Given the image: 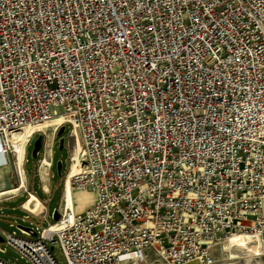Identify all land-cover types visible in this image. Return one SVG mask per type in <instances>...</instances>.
Returning a JSON list of instances; mask_svg holds the SVG:
<instances>
[{"label":"built area","instance_id":"built-area-1","mask_svg":"<svg viewBox=\"0 0 264 264\" xmlns=\"http://www.w3.org/2000/svg\"><path fill=\"white\" fill-rule=\"evenodd\" d=\"M53 119L19 167L40 135L47 194L63 127L58 219L0 231L31 264H59L53 244L64 264H213L232 236L263 239L264 0H0V166Z\"/></svg>","mask_w":264,"mask_h":264},{"label":"rangeland","instance_id":"rangeland-1","mask_svg":"<svg viewBox=\"0 0 264 264\" xmlns=\"http://www.w3.org/2000/svg\"><path fill=\"white\" fill-rule=\"evenodd\" d=\"M66 131H63V134L61 137L64 139ZM56 134V132H55ZM38 135H35L28 148L26 153V162L24 164V172L26 174L25 179H27L29 187H31V190L29 193H32V195L37 198L40 203L46 208L47 210V217L46 218H40L37 219L32 216H27L23 211H21L18 206L21 204L25 199L28 197L25 196L24 191L17 196L16 198L6 202L4 205L0 206V231H4L5 233H15V235L20 237H25L22 235L19 230L16 228L17 226L26 227L34 231L36 234L39 232L41 228L46 227L48 224H52L53 220L51 219V214L54 210L57 209V206L59 205L60 201V195H61V189H62V180L66 171L67 166V152L65 147L63 146L61 150L57 149V143L58 139H55L54 146H53V154H52V162L53 166L50 170L51 178L49 179V182L47 184L48 187V193L44 194L40 191L39 183L37 182L35 175H34V168H35V160L31 158L30 151L32 147L33 141L36 139ZM60 162L61 164V170L60 175L58 176L55 171V163ZM13 170V168H12ZM13 172V173H12ZM16 171H11V176L13 177V180L11 181H17V185L15 187H3L4 190H1L0 192H4L10 189H15L18 186V178L17 174L14 173ZM16 178L14 177V175ZM24 179V184L26 180ZM25 190V188H24ZM26 191V190H25ZM31 191V192H30ZM81 194H73V203L75 206L76 212H82L85 210V206L83 203H81L82 199L80 198ZM82 195L84 198H90L91 195L86 192H82ZM93 201L91 200V202ZM90 205V204H89ZM25 217L27 219H25ZM28 239H35V237L28 236L26 237ZM250 240L243 239V244H241L239 247H231L229 251V256L226 259H223L220 257L218 253L217 247L213 248L211 250V255L216 256L217 261L213 264H264V254L252 257L254 249L249 248L250 247ZM263 245H264V237H263ZM261 243V244H262ZM53 247L51 253L55 260L59 264H64L62 253L60 252V249L57 244L51 245ZM0 248L4 249V253H0V258L10 262L11 264H31L25 257L20 256V254L13 251L11 248L7 247L4 243H0ZM246 257H250L245 259ZM195 264V263H194Z\"/></svg>","mask_w":264,"mask_h":264},{"label":"bare ground","instance_id":"bare-ground-1","mask_svg":"<svg viewBox=\"0 0 264 264\" xmlns=\"http://www.w3.org/2000/svg\"><path fill=\"white\" fill-rule=\"evenodd\" d=\"M60 124H61L60 119H53L52 121L45 123L44 125L29 127L26 130H24L20 135H16L12 138L11 145L13 147L14 157H15L16 165H17V168H16L17 173L16 174L18 176L19 183L21 185H24V178H23L22 170L20 169L19 166H20V162H21L22 148H23L25 138L30 133H32L33 131H52V130H54L55 127L57 128ZM65 185H66V187H65ZM65 185H64L65 191H63V199H65V205H66V208H68L69 201L73 200V196L69 192L67 182L65 183ZM22 188L23 187H17L15 189L13 188V189H10V190L4 191V192H0V199L6 198L10 195H15V194L19 193V191H21L20 189H22ZM25 203H26V204H24L25 206L23 205V207L25 208V211H28L31 214H34L35 211H37V214L40 213L42 207H41L40 203L38 202V200L36 198H34L32 195H30V197H28V200ZM263 224H264V208H263ZM243 239H245L247 241L250 240L249 241L250 242L249 248L254 249L252 257L264 254V245L262 243L263 239L261 236L249 235V234H240V235L232 236L227 241V244L224 245L223 259L228 258L229 254H230L229 251H230L231 247L235 248V247H239L241 244H243ZM247 258H250V257H246L245 259H247ZM194 263L197 264L194 261L185 262L183 264H194Z\"/></svg>","mask_w":264,"mask_h":264},{"label":"crops","instance_id":"crops-1","mask_svg":"<svg viewBox=\"0 0 264 264\" xmlns=\"http://www.w3.org/2000/svg\"><path fill=\"white\" fill-rule=\"evenodd\" d=\"M56 128V127H55ZM54 128V129H55ZM11 171H13L12 170V166H11V164H5V165H3V166H0V191L1 190H4L3 189V187H15L16 185H17V181H11V179L13 180V177L11 176ZM15 173H17V169L15 168ZM13 173V172H12ZM14 175V174H13ZM14 177L16 178V176L14 175ZM17 178H18V176H17ZM17 178H16V180H17ZM19 180V179H18ZM26 180V182H25V184L24 185H21L20 183H19V181H18V186L17 187H23V188H25V193H29V191H27L28 189L29 190H31V187H29V184H28V181H27V179H25ZM65 187H66V185H65ZM20 189L21 191H19V193H17V194H15V195H10V196H8V197H6V198H2V199H0V206H2V205H4L6 202H8V201H10V200H12V199H14V198H16L17 196H19L22 192H23V190L24 189ZM41 191V190H40ZM65 191V190H64ZM31 192V191H30ZM42 192V191H41ZM43 193V192H42ZM30 195H32V193H29ZM73 194H81L80 195V198L82 199V201H81V203H83V205L85 206V210L84 211H86V210H88L91 206H92V203H89V202H91V200L93 201V197L91 196L90 198H84V196L82 195V192H79V191H77V192H73L72 193V196H73ZM25 196L27 197V195L25 194ZM33 196V195H32ZM34 197V196H33ZM35 198V197H34ZM71 198V197H70ZM37 199V198H36ZM28 200V198L26 199V201ZM38 200V199H37ZM25 201V202H26ZM39 201V200H38ZM23 203L22 204V209H24L25 210V208L23 207V205L24 204H26V203ZM71 202H72V207H73V211L75 212V213H82V212H84V211H82V212H76L75 211V206H74V203H73V200H71ZM90 204V205H89ZM21 204H19V206H18V208L21 210ZM25 206V205H24ZM22 211V210H21ZM24 212V211H23ZM25 213V212H24ZM26 214V213H25ZM34 214H37V211H35L34 212ZM27 215V214H26ZM28 216V215H27Z\"/></svg>","mask_w":264,"mask_h":264},{"label":"water","instance_id":"water-1","mask_svg":"<svg viewBox=\"0 0 264 264\" xmlns=\"http://www.w3.org/2000/svg\"><path fill=\"white\" fill-rule=\"evenodd\" d=\"M62 134H63V127H59L56 131V134H55L56 138H59L58 143H57V149L58 150H61L63 147V138L61 137ZM40 145H41V136L38 135L32 143V147H31V151H30L31 158H33V159L36 158V154H37L38 150L40 149ZM60 170H61V164H60V162H56L55 163V171H56V174L58 176L60 175ZM51 219L53 221H56L58 219V213L56 210H54L52 212ZM16 228L19 231L30 232L32 237L36 236V233L29 228L21 227V226H17ZM0 242H1V238H0ZM49 250L52 251L51 246L49 247Z\"/></svg>","mask_w":264,"mask_h":264},{"label":"trees","instance_id":"trees-1","mask_svg":"<svg viewBox=\"0 0 264 264\" xmlns=\"http://www.w3.org/2000/svg\"><path fill=\"white\" fill-rule=\"evenodd\" d=\"M25 201H26V200H25ZM25 201H24V202H25ZM24 202H23V203H24ZM23 203H22V204H23Z\"/></svg>","mask_w":264,"mask_h":264}]
</instances>
